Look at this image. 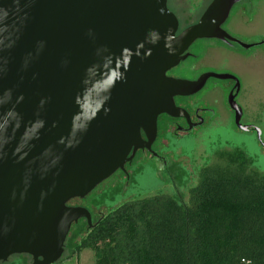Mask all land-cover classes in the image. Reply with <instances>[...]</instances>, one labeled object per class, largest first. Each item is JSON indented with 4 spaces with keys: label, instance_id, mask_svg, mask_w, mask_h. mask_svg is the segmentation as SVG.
Returning a JSON list of instances; mask_svg holds the SVG:
<instances>
[{
    "label": "water",
    "instance_id": "water-1",
    "mask_svg": "<svg viewBox=\"0 0 264 264\" xmlns=\"http://www.w3.org/2000/svg\"><path fill=\"white\" fill-rule=\"evenodd\" d=\"M239 1L210 0L177 32L167 0H0V261L59 260L71 225L90 224L88 210L67 201L150 150L157 116L181 112L175 95L209 76L234 78L238 92L227 73L190 81L166 72L200 38L248 48L221 27ZM227 100L244 130L232 92Z\"/></svg>",
    "mask_w": 264,
    "mask_h": 264
},
{
    "label": "trees",
    "instance_id": "trees-1",
    "mask_svg": "<svg viewBox=\"0 0 264 264\" xmlns=\"http://www.w3.org/2000/svg\"><path fill=\"white\" fill-rule=\"evenodd\" d=\"M247 165L242 150H223L198 170L186 201L167 193L125 200L91 227L73 224L79 240L66 247L91 250L93 264H264V174Z\"/></svg>",
    "mask_w": 264,
    "mask_h": 264
},
{
    "label": "rangeland",
    "instance_id": "rangeland-1",
    "mask_svg": "<svg viewBox=\"0 0 264 264\" xmlns=\"http://www.w3.org/2000/svg\"><path fill=\"white\" fill-rule=\"evenodd\" d=\"M209 2L210 0H167V7L178 19V30H181L196 22ZM240 4H244V7H237ZM222 27L244 43L256 44L264 41V0H241L235 3ZM214 44L219 47L209 48ZM226 46L217 40L208 45L207 41L200 39L195 48L201 58L194 69L206 68L221 73L229 72L238 78L240 83L238 101L244 110L245 120L260 127L262 131L260 139L264 142V46L257 44L248 49H236L235 53L227 51ZM192 62L186 60L183 64L192 65ZM208 92H203L207 95L205 99L216 97L215 93ZM218 113L221 124L202 128L191 135L178 137L160 131L159 134L166 141H162L164 145H157L156 149L168 159L171 181L155 160L140 151L133 159L132 165L126 167L132 171L129 179L120 178L121 184L118 185L117 174L98 184L86 199L93 200L103 207L101 209L103 213L125 200L155 193L179 194L182 200L186 201L188 189L196 183L198 170L215 161L219 152L234 148L242 150L246 155L248 171L264 174V148L257 136L254 133L236 130L227 121L224 109L220 108ZM179 173L181 177L178 176ZM122 183L125 184L124 190ZM74 229L68 232L62 256L53 264H93L94 254L91 250L84 249L79 255H71L70 248L66 247L79 240L78 236L71 240ZM18 259L19 257L11 256L7 263L11 264Z\"/></svg>",
    "mask_w": 264,
    "mask_h": 264
},
{
    "label": "flooded vegetation",
    "instance_id": "flooded-vegetation-1",
    "mask_svg": "<svg viewBox=\"0 0 264 264\" xmlns=\"http://www.w3.org/2000/svg\"><path fill=\"white\" fill-rule=\"evenodd\" d=\"M237 7H244V4H240ZM181 30H178L177 32H179ZM229 35H231V34H229ZM232 37H234V36H232ZM200 39L207 41L208 45L211 42L215 43L216 40L221 41V40L216 39V38H200ZM200 39L195 40L188 47V49L186 50V53H187L186 58L181 60L178 65L169 69L166 72L167 76L174 78V79H185V80L194 81V80L198 79V77L200 75L205 74V73L221 74V72H219V71L209 70L206 68H204V69L200 68V70H197L199 68H197L196 70L194 69V67L196 68L197 63L201 58L200 55L197 54L196 48H195L197 42H199ZM239 41H241V40H239ZM221 42H223L225 45H227L226 47H228V48L226 50L231 52V53H233V52L235 53L236 49H248V48H250L254 45H257V44L264 46V43H261L262 41H259L256 44L247 43V44H250V46L248 48L242 47L240 44H238L235 41L228 40V41H221ZM211 47H219V45L215 46V44H214V45H211L209 48H211ZM186 60H192L193 61L192 65L186 64L187 66H185L183 63ZM182 65H184V66H182ZM223 73H227V74L234 76V74L229 73V72H223ZM234 85H235V79L234 78L222 79V78H217L214 76H209L206 78L203 86L198 91H196L190 95H175L173 97L174 104L176 107L181 109L179 116H170V115L165 114V113L159 114L157 116V119H156V136L150 145V150H147V148H145V147L144 148H138L135 151L131 160L124 164L123 170H120V169L116 170L112 175H110L107 179L102 181L100 184L104 183L106 180H108L110 178H113L117 174H119L117 176V181L119 180L117 182L118 185L121 184L120 178L129 179V176L132 173V171L130 170V168L128 169L126 167L132 165L133 159L135 158L136 154L140 151L146 153L152 160H155V162L158 164V166L160 168H162L163 171L166 173V168H167L168 163H169L168 159L164 156V154L158 152V149H156L157 145L163 146L164 144L161 142L166 141L165 138L163 136H161V134H159L160 131L162 133H168V134H172L173 136L180 137V136H187L189 134L191 135L195 131H198L202 128H206V127H210V126L216 127L218 125V123L221 124V122L218 119V116L220 115V113H218L220 108H222V109H224V111H226L227 121L236 130L248 132V133H254V135L257 136V131L255 129L257 127L260 131V138H261L262 131H261L260 127H258L253 122L245 120L244 110L238 101V95L240 92V83H239L238 92L236 94H235ZM208 91L215 93L216 97H213L212 99L207 97L205 99V97L207 95L203 92H208ZM231 92H232V94H234L235 102L237 103V105L241 109L239 124L247 127L244 130L240 129L237 126V124L235 123V121H234V110L231 109L229 104H228L227 98ZM209 100H211V101H209ZM220 101H221V103H220ZM219 104H220V106H217ZM141 138L145 140V135L142 131H141ZM260 140L258 139L260 145L264 148V142L261 140V142H262L261 143ZM122 184H123L122 189L124 190L125 184L124 183H122ZM88 195H86L83 198H72V199L67 201V203H66L67 205L84 207L88 210V212L90 214V224L87 223L85 218H79L78 221L76 223H73V224L80 223L82 225H86L87 227H91L97 221L98 217H101V214H104L101 211V209L103 207L97 205V203L94 202L93 200H87L86 199L88 197ZM11 256L19 257V259L17 261H14L11 264H31L32 263V258L28 254H12V255L8 256L6 260L0 261V264H9L10 262L9 263H7V262L9 261V258Z\"/></svg>",
    "mask_w": 264,
    "mask_h": 264
}]
</instances>
